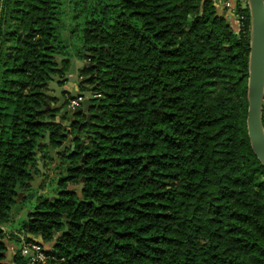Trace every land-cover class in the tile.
<instances>
[{
	"label": "trees",
	"instance_id": "16d2710c",
	"mask_svg": "<svg viewBox=\"0 0 264 264\" xmlns=\"http://www.w3.org/2000/svg\"><path fill=\"white\" fill-rule=\"evenodd\" d=\"M214 1L0 0V264L33 240L50 243L35 264H264L250 11L233 0V29ZM72 59L92 96L71 118L47 92ZM52 149L48 196L32 182Z\"/></svg>",
	"mask_w": 264,
	"mask_h": 264
},
{
	"label": "water",
	"instance_id": "95a60500",
	"mask_svg": "<svg viewBox=\"0 0 264 264\" xmlns=\"http://www.w3.org/2000/svg\"><path fill=\"white\" fill-rule=\"evenodd\" d=\"M250 11V43H249V68L247 78V100L248 107L246 113L247 134L250 140V146L256 158L264 167V130L261 122V109L264 96V0H247ZM71 84L70 81H68ZM53 89L58 94V103L55 107H60L65 103L64 95L60 92L70 91V88L64 89L57 85L55 81L51 82ZM50 85V86H51ZM92 87H86L89 91ZM82 94V93H80ZM47 95L52 93L47 92ZM89 104V99H83V105ZM84 108V107H83ZM64 106L61 112H65ZM89 114L87 120H89ZM48 139V134L46 140ZM73 148V145H71ZM64 146L59 147L62 150ZM36 179L33 180L35 185Z\"/></svg>",
	"mask_w": 264,
	"mask_h": 264
},
{
	"label": "rangeland",
	"instance_id": "374dc122",
	"mask_svg": "<svg viewBox=\"0 0 264 264\" xmlns=\"http://www.w3.org/2000/svg\"><path fill=\"white\" fill-rule=\"evenodd\" d=\"M215 3V6L217 7L218 11L220 12L222 9L225 8V16L227 17L228 21L231 22V25L233 27V29H236V22L233 18V15L232 14V7H233V0H228L229 4L227 5L226 1L224 0H215L214 1ZM244 3V2H242ZM81 62L76 60V59H72L71 60V67L69 69V72L66 74V77L68 78H65L64 81L60 84H58L55 80V82L57 83V85H59L60 87H63L64 89L66 88H70V93H72L73 95L75 94H79V93H82V97L83 98H89L92 96L91 93H89V91L85 90V89H79L77 87V71L78 69L81 67ZM68 81L71 82L72 84V88L69 87V83ZM68 84V85H67ZM64 95V92H60L59 95ZM51 98L55 99V101L53 103V105H55L56 103H58V94L56 93V91H52V95H51ZM69 102H66V103H63L59 109L62 110L64 106L67 107V110L65 111V114L68 116V117H71L72 118V109L69 105H68ZM61 122L63 123V126L65 128H68V125L70 124V121L69 120H66V119H61ZM51 154L53 155L52 156V160H51V163L48 165V167H46V171L48 172V175L46 176H43L41 174H37L36 176V182L39 181V185H40V188H39V191L38 193H42L43 195H48L50 196L53 192V189L55 187V183H56V179L58 177V168H56L58 166V155L56 153H54V151H51ZM38 162L40 164H42V160L43 158L39 157L37 158ZM43 167V166H42ZM35 182V184H36ZM74 186V185H72ZM76 186V185H75ZM21 197L17 199V204L13 207L12 209V213H11V216H12V219L14 220L15 219V222H14V227H17L18 226V221L20 220V218L24 217V208L25 206H27L28 204H30V201L29 202H26L25 203V206H23L21 203ZM13 230V229H12ZM11 230V231H12ZM45 247L48 248L50 247V243H44ZM10 247L11 248H14L16 247V245L11 242L10 244Z\"/></svg>",
	"mask_w": 264,
	"mask_h": 264
},
{
	"label": "built area",
	"instance_id": "2783aa9c",
	"mask_svg": "<svg viewBox=\"0 0 264 264\" xmlns=\"http://www.w3.org/2000/svg\"><path fill=\"white\" fill-rule=\"evenodd\" d=\"M226 4L228 5L229 2L227 1ZM231 15H233V18L236 22V29H238L240 25L239 20L233 13ZM81 100V95L72 97L68 100V105L71 108L77 107ZM21 253L29 257L28 264H35L36 262L44 261L48 257V254L45 252V247L38 240L27 241L22 244Z\"/></svg>",
	"mask_w": 264,
	"mask_h": 264
},
{
	"label": "flooded vegetation",
	"instance_id": "af4514ba",
	"mask_svg": "<svg viewBox=\"0 0 264 264\" xmlns=\"http://www.w3.org/2000/svg\"><path fill=\"white\" fill-rule=\"evenodd\" d=\"M72 112V111H71ZM88 115V114H87ZM87 115H86V117H87ZM52 151H55V149H52ZM50 152H51V150H50Z\"/></svg>",
	"mask_w": 264,
	"mask_h": 264
},
{
	"label": "crops",
	"instance_id": "0c3cea01",
	"mask_svg": "<svg viewBox=\"0 0 264 264\" xmlns=\"http://www.w3.org/2000/svg\"><path fill=\"white\" fill-rule=\"evenodd\" d=\"M68 85V84H67ZM69 87H71L72 88V84H69Z\"/></svg>",
	"mask_w": 264,
	"mask_h": 264
}]
</instances>
